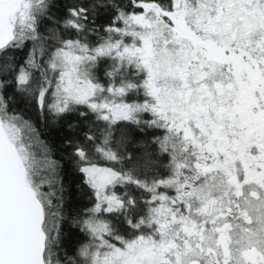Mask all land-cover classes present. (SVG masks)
Listing matches in <instances>:
<instances>
[{
	"label": "snow or ice",
	"instance_id": "obj_1",
	"mask_svg": "<svg viewBox=\"0 0 264 264\" xmlns=\"http://www.w3.org/2000/svg\"><path fill=\"white\" fill-rule=\"evenodd\" d=\"M0 264H264V0H0Z\"/></svg>",
	"mask_w": 264,
	"mask_h": 264
},
{
	"label": "trees",
	"instance_id": "obj_2",
	"mask_svg": "<svg viewBox=\"0 0 264 264\" xmlns=\"http://www.w3.org/2000/svg\"><path fill=\"white\" fill-rule=\"evenodd\" d=\"M41 131L44 134L45 139L49 140L54 145L59 143L60 135H58V133L60 129L58 125H50L49 127H42Z\"/></svg>",
	"mask_w": 264,
	"mask_h": 264
}]
</instances>
